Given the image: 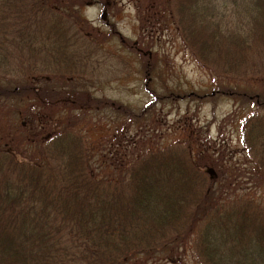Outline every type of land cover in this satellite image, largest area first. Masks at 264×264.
<instances>
[{
  "label": "trees",
  "instance_id": "obj_1",
  "mask_svg": "<svg viewBox=\"0 0 264 264\" xmlns=\"http://www.w3.org/2000/svg\"><path fill=\"white\" fill-rule=\"evenodd\" d=\"M122 1L138 9L136 41L107 22L108 4ZM97 5L105 32L81 16ZM165 31L212 73L264 85V62L250 60H264V0H0V264H264V207L229 194L233 181L217 178L222 146L201 127L187 122L176 142L151 149L135 135L133 153L126 119L97 157L62 115L104 106L86 92L101 37L145 58L146 79ZM235 93L251 109L239 125L252 163L241 183L259 189L264 93Z\"/></svg>",
  "mask_w": 264,
  "mask_h": 264
},
{
  "label": "rangeland",
  "instance_id": "obj_2",
  "mask_svg": "<svg viewBox=\"0 0 264 264\" xmlns=\"http://www.w3.org/2000/svg\"><path fill=\"white\" fill-rule=\"evenodd\" d=\"M141 5L145 6V1ZM108 7L107 22L113 25L116 35L131 41L138 40V9L127 1L117 6L115 4L113 9L112 4H108ZM100 13L98 5L84 7L81 16L88 23L85 26L91 25L102 32L108 30L109 26L100 20ZM157 35L148 53H156L159 57L146 79L142 72L145 58L122 50L120 39L116 37H101L102 42H107L103 46L104 50L92 56L97 66L96 72L99 73L96 76H99L96 81L93 80L96 83L92 85L94 87H89L86 92L89 99L103 101L105 104L96 110H76L70 115L64 112L62 115L66 124L73 125L86 147L96 148L95 155L100 157L101 145L119 130L127 128L123 126L126 119H130L132 125L130 131H127V137L134 141L133 153L136 152L135 135L143 146L158 148L161 144L166 146L181 138L182 130L190 122L195 127H201L209 140L216 142V149L222 146V155L215 154L221 163L218 164L220 168L217 178L233 181L229 183V194L232 197L244 196L264 207V184L254 189V186L241 183L248 176L252 165L251 162L247 165L239 141V125L250 112V106L235 96L236 91L264 93V85L247 81L243 77L236 78V74L227 77L214 74L190 56L173 31ZM250 60L255 65L264 62L258 55ZM239 61L237 66L227 63L224 70L229 73L228 69H240L242 61ZM258 73L263 75L264 65L260 66ZM55 84L63 85L61 82ZM218 90L224 93L214 94ZM115 110L121 113H115ZM132 113L137 120L132 118ZM110 174H113L111 169L105 171L106 176ZM236 174L240 175L239 179L235 178ZM219 189L225 190L224 185L219 186ZM187 264H191L190 257Z\"/></svg>",
  "mask_w": 264,
  "mask_h": 264
}]
</instances>
